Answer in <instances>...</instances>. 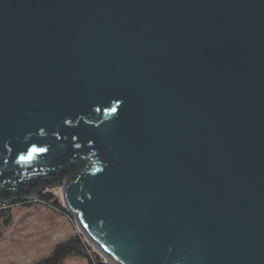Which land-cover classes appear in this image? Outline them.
<instances>
[{"label":"water","instance_id":"water-1","mask_svg":"<svg viewBox=\"0 0 264 264\" xmlns=\"http://www.w3.org/2000/svg\"><path fill=\"white\" fill-rule=\"evenodd\" d=\"M57 186L106 264H264V0H0V204Z\"/></svg>","mask_w":264,"mask_h":264},{"label":"rangeland","instance_id":"rangeland-1","mask_svg":"<svg viewBox=\"0 0 264 264\" xmlns=\"http://www.w3.org/2000/svg\"><path fill=\"white\" fill-rule=\"evenodd\" d=\"M48 190H53L58 202L63 203L60 186ZM72 219L39 203L13 206L10 223L0 217V264L38 263L48 257L57 243L77 232L83 236ZM85 262L84 258L70 256L62 264Z\"/></svg>","mask_w":264,"mask_h":264},{"label":"trees","instance_id":"trees-1","mask_svg":"<svg viewBox=\"0 0 264 264\" xmlns=\"http://www.w3.org/2000/svg\"><path fill=\"white\" fill-rule=\"evenodd\" d=\"M35 203L46 205L58 213L66 215L68 219H72V216L63 207V203L58 202L57 195L53 190L48 189L31 199L14 201L10 205L0 204V217L5 222L10 223V211L13 206H31ZM70 256L84 258L86 260L84 264H106L103 256L79 232L69 236L65 241L57 243L47 258L35 264H62Z\"/></svg>","mask_w":264,"mask_h":264}]
</instances>
